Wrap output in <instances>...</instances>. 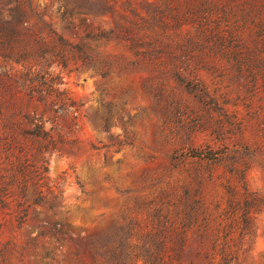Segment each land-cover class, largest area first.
Returning a JSON list of instances; mask_svg holds the SVG:
<instances>
[{"label":"rangeland","instance_id":"374dc122","mask_svg":"<svg viewBox=\"0 0 264 264\" xmlns=\"http://www.w3.org/2000/svg\"><path fill=\"white\" fill-rule=\"evenodd\" d=\"M32 1L39 11L50 15L60 33L70 36L65 27L68 21L60 16L65 10L63 0ZM111 3L131 17L140 14L158 19L162 13L171 19L179 10L190 11L184 2ZM237 5L234 0V15L225 17L223 11L213 9L224 22L219 30H206L208 64L201 69V76L212 92L206 99L179 82L172 70L175 62L168 55L163 57L166 64L148 62L135 56L127 42L110 39L91 42L100 54L120 58L106 75L94 66H53L52 80L80 109L75 112L65 107L57 100L59 93L51 92L57 103L46 110L25 90L30 83L41 87V76L30 75L27 63L0 58V85L14 84L11 89L1 86L6 117L13 112L45 111L50 119L47 127L62 141V149L48 155L47 175L57 190H64L55 213L38 207L39 213L32 214L20 228L9 210L0 208V264H45L40 241L35 249L27 245L39 234L38 222L44 218L68 219L75 235L91 236L124 213L136 219L140 232H147L151 214L160 207L158 192L190 181L196 171L204 179L201 197L211 215L213 231L221 220L218 200L226 193V179L231 178L226 165L231 157L239 160L234 168L245 173L243 178V173L235 170L231 179L242 198L241 211L250 204L255 221L253 241L240 264H264V29L253 28V14ZM96 18L106 30L118 21L112 11ZM174 29L163 30L154 20L146 35L160 31L167 41L175 34L185 37L195 33L191 25ZM206 147L222 160L199 164L184 155L191 148ZM3 159L0 153V161ZM58 255L54 264L61 260Z\"/></svg>","mask_w":264,"mask_h":264},{"label":"trees","instance_id":"16d2710c","mask_svg":"<svg viewBox=\"0 0 264 264\" xmlns=\"http://www.w3.org/2000/svg\"><path fill=\"white\" fill-rule=\"evenodd\" d=\"M63 1L65 10L60 16L67 19L65 27L70 36L60 33L50 15L39 11L32 0H0V58L27 63L30 75L41 76V87L30 83L25 90L31 99L44 104L46 110L57 103L51 99V92L59 93L57 100L65 107L75 112L80 109L66 90L52 80L53 66L73 64L77 69L94 66L106 75L115 69L120 58L100 54L91 42L110 39L127 42L135 56L148 62L166 64L168 61L163 57L168 55L175 62L172 70L181 84L202 99L212 95L210 84L201 76V69L208 64L206 30L213 27L219 30L224 22L213 9L223 11L224 17L228 13L234 15V0H164L167 5L184 2L190 8L189 12L179 10L171 19L162 13L158 19L140 14L131 17L118 11L111 0ZM235 1L237 7L253 14V28L264 29V0ZM110 11L118 16V21L106 30L96 17ZM154 20L163 30L173 26L176 31L183 25H191L195 33L185 37L175 34L167 41L160 31L147 37L146 30L153 26ZM99 63L104 65L101 67ZM1 84L0 153L4 159L0 161V208L9 210L20 228L32 214L39 213L38 207H43L46 213H55L54 208L64 196V190H57L47 175L48 155L61 150L62 141L56 138L52 127H47L50 119L45 117V111L13 112L6 117L1 86L11 89L14 84ZM184 155L199 164L222 160L208 147L191 148ZM238 161L231 157L226 164L231 178L226 179V193L218 200L221 220L213 231H210L211 215L201 197L204 179L196 171L190 181L158 192L160 207L151 214L147 232H140L136 219H129L124 213L91 236L75 235L68 219L58 222L44 218L38 222L39 234L30 238L27 245L35 249L40 241L41 261L45 260V264H54L57 252L61 258L57 264H240L253 241L255 221L250 204L241 211L242 198L231 181L235 170L242 172L244 178V170L234 168Z\"/></svg>","mask_w":264,"mask_h":264}]
</instances>
